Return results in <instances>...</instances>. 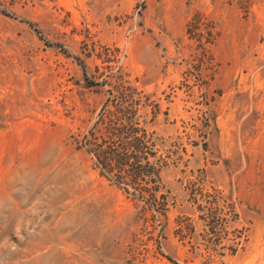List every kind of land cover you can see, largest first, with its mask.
Listing matches in <instances>:
<instances>
[{"label": "rangeland", "instance_id": "1", "mask_svg": "<svg viewBox=\"0 0 264 264\" xmlns=\"http://www.w3.org/2000/svg\"><path fill=\"white\" fill-rule=\"evenodd\" d=\"M124 97L163 206L83 144ZM0 264H264V0H0Z\"/></svg>", "mask_w": 264, "mask_h": 264}, {"label": "trees", "instance_id": "2", "mask_svg": "<svg viewBox=\"0 0 264 264\" xmlns=\"http://www.w3.org/2000/svg\"><path fill=\"white\" fill-rule=\"evenodd\" d=\"M111 100L108 97L102 109ZM112 102L119 114L109 120L105 135L96 138L90 131L91 139L83 143L86 151L93 157L99 173L125 193L147 205L163 206V194L157 195L161 166L159 159L149 160L155 151L151 149V133L135 118L137 101L124 97Z\"/></svg>", "mask_w": 264, "mask_h": 264}]
</instances>
